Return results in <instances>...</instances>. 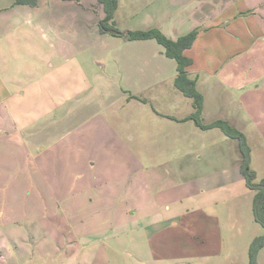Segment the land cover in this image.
I'll return each mask as SVG.
<instances>
[{
    "label": "rangeland",
    "instance_id": "374dc122",
    "mask_svg": "<svg viewBox=\"0 0 264 264\" xmlns=\"http://www.w3.org/2000/svg\"><path fill=\"white\" fill-rule=\"evenodd\" d=\"M15 1L0 0V53L10 72L13 59L21 65L17 67L21 70H17L20 80L16 87L26 93L21 99V106L26 108L20 110L16 122H26L28 113L33 121L38 116L35 107L40 97L30 98V91L48 95L53 105L70 99L66 115L51 112L50 140L46 139L54 144L58 132L68 131L60 145L54 146L58 152L66 146L67 153L52 157L56 153L52 149L41 164L44 174L63 177L62 189L70 192L79 190L81 182H76V175L86 172L85 177L93 180L88 190L94 194L95 208H130V215L137 214L138 221H131L127 227L138 228L134 241L141 244H148L149 235L147 229L139 228L140 223L154 220H139L141 216L160 210L178 219V225L158 227L153 240L170 256L166 264H250V244L264 234V227L254 218L255 191L248 188L240 170V139L226 136L218 127L205 130L191 120L177 123L158 114H184L189 111L186 103L193 104L176 88L177 63L164 53V46L153 39L134 41L101 32L99 20L105 13L98 0H37L32 6ZM136 1L119 0L116 26L123 32L160 29L163 20L156 7L155 11H141L146 0ZM235 94L225 98L224 108L210 105L207 113H202L203 120L210 123L221 115L223 120L233 118L229 123L245 135L251 167L259 182L264 177V96H255V90L237 98ZM83 124L87 131L81 136L77 128ZM85 147L90 152L81 151ZM24 149L5 148L0 142V171H38L23 162ZM0 181L2 187L5 180L2 177ZM19 181L6 183L3 190L15 188ZM103 193L107 199H98ZM5 194L0 197V206H6L9 198L15 217L24 215L18 207L33 209L34 196L24 199L21 194ZM116 194H123L120 203L114 199ZM65 201L64 205L77 206L74 198ZM1 218L0 212V231L18 236L21 264H69L66 252L59 251L48 236L41 246L43 229L35 221L9 226ZM26 235L28 242L24 241ZM114 240L110 239L112 243ZM98 251L88 248L86 261L75 264H106ZM111 252L107 264H146L143 258H148L144 250L134 253L139 252L140 260L137 254L123 258L115 250ZM256 263L264 264V246L257 253Z\"/></svg>",
    "mask_w": 264,
    "mask_h": 264
},
{
    "label": "crops",
    "instance_id": "0c3cea01",
    "mask_svg": "<svg viewBox=\"0 0 264 264\" xmlns=\"http://www.w3.org/2000/svg\"><path fill=\"white\" fill-rule=\"evenodd\" d=\"M135 3H139V0ZM147 9L161 13L160 17L163 21L159 27L172 39H177L194 29L199 31L197 39L186 53L192 58V65L188 68L189 74L197 78V87L204 94L203 113H207L210 105H213L215 109L224 108L225 98L234 96V92H237L236 98L250 90L256 91L255 96H264V0H146L141 11ZM0 48L2 49L1 45ZM2 54L0 53V142L5 148L24 147L23 162L32 164L38 170L35 173L20 170L11 174L0 171V179L3 177L5 180V183L2 182L3 186L6 183L10 185L12 180H21L16 183L15 188L6 187L4 190L5 187H1L0 181V197L10 192L13 196L21 194L24 199L35 197L33 209L30 208L31 206L18 207V210L24 213L19 217L13 215L15 206L13 202L8 201L7 197L6 206H0L4 225L18 226V224L35 221L38 228L43 229L41 246L45 244L44 237L48 236L57 245L59 251L66 252L69 264L86 261L84 252L91 247L99 249L98 255L105 260L106 264L113 250L123 258L124 255L136 257L137 254L139 260L143 257L139 255V252L134 254L135 251L144 250L148 256L147 261L143 258L146 264H166L170 256L162 253L163 248L160 246L159 249L153 240L158 234L156 231L158 227L163 229L165 226L178 225L180 222L178 219L170 218L160 210L153 215L141 216L139 220L154 219L144 224L140 223L139 228L147 229L149 235L148 244H141L140 241H134L135 234L139 233L138 228L127 227L131 221L135 220L133 221L135 223L138 221L137 214L130 215L128 212L130 208L115 207L111 210L107 205L95 208L94 194L88 190L93 180L91 177H85L86 172L81 171L76 175V182H81L79 190L70 192L62 189L63 177L56 174L50 178L44 174L41 164L52 149L56 152L52 157L60 158L67 153L66 146L60 147L59 152L54 146L60 145L68 131L58 132L59 139L54 144H50L46 139L50 140L47 134L52 128L49 123L51 112L57 110L66 115L70 99L65 98L64 101L53 105L48 95H37L30 91V98L40 97L38 98L39 106L35 107L39 113L34 121L30 118L31 113H28L27 121L19 125L15 118L20 115L21 109L26 108L21 106V99L25 98L26 93L21 87H16V83L20 80L17 70H21L17 67L21 65L17 58L13 59L11 64L13 71L10 72L7 70L8 65L5 64V60L1 58ZM8 71L9 74H7ZM203 85L206 86L204 89L201 88ZM258 92L262 95L259 96ZM233 101L232 98L231 102ZM177 104L180 105L181 102L178 101ZM186 104L189 106V111L184 114H178V112H158V114L167 116L177 123H188L190 119L187 117L193 113L194 106ZM32 108L34 109V104ZM28 110H31V107ZM222 117V115L217 116L214 120L222 119ZM6 119L7 123H5ZM232 119L230 117L226 120ZM83 129L84 124L77 128L81 130V136L87 131ZM93 129L92 127V132ZM114 133L121 137L119 132ZM94 147L93 150L97 153V147H95L96 150ZM81 151L90 152L88 147ZM86 162L90 165L89 160ZM92 164L96 165L94 161ZM52 181L56 183H50ZM20 184L22 187L16 188ZM107 197L103 193L98 196V199L106 200ZM70 198L78 201V203L75 201L77 206L64 205V199L68 201ZM114 199L120 203L123 200V194H116ZM118 207L121 206L118 205ZM159 233L165 232L159 231ZM131 234L132 241L129 242ZM17 237L0 231V241L3 243V245L0 244V264H21L19 260L22 256L19 252L22 248L19 246ZM28 237L29 235H26L24 241L28 242ZM110 239H115V243H112ZM41 251L43 252V247ZM28 254L29 252L24 257Z\"/></svg>",
    "mask_w": 264,
    "mask_h": 264
},
{
    "label": "trees",
    "instance_id": "16d2710c",
    "mask_svg": "<svg viewBox=\"0 0 264 264\" xmlns=\"http://www.w3.org/2000/svg\"><path fill=\"white\" fill-rule=\"evenodd\" d=\"M99 5L102 7L105 16L99 20V27L101 32L110 33L118 37H124L127 40H145L153 39L165 48V54L174 59L177 63V76L174 78L175 86L193 101L194 111L187 119L193 120L195 124L205 130L215 127L221 128L223 133L232 138L240 139L242 163L241 173L246 181L249 189L254 190L253 198V214L254 218L264 227V177L258 182L256 180V171L251 167L250 147L247 144L243 132L234 127L227 120L216 119L210 123H205L203 120L204 109V94L197 87V78L189 74L188 68L192 65V58L186 53L197 39L199 31L197 29L187 32L177 39H172L158 28L128 30L127 32L121 31L115 22V13L118 8L119 0H98ZM16 3L35 5L37 0H16ZM264 246V234L255 237L250 244L249 255L250 264H257V253L259 249Z\"/></svg>",
    "mask_w": 264,
    "mask_h": 264
}]
</instances>
